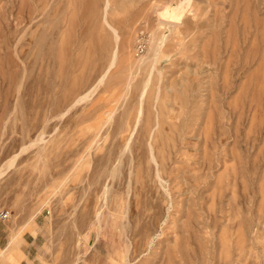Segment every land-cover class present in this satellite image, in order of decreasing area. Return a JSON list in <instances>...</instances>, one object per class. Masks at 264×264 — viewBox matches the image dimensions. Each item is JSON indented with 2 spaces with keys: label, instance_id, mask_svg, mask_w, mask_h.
Instances as JSON below:
<instances>
[{
  "label": "rangeland",
  "instance_id": "374dc122",
  "mask_svg": "<svg viewBox=\"0 0 264 264\" xmlns=\"http://www.w3.org/2000/svg\"><path fill=\"white\" fill-rule=\"evenodd\" d=\"M182 1L0 0V212L36 264H264V0Z\"/></svg>",
  "mask_w": 264,
  "mask_h": 264
},
{
  "label": "crops",
  "instance_id": "0c3cea01",
  "mask_svg": "<svg viewBox=\"0 0 264 264\" xmlns=\"http://www.w3.org/2000/svg\"><path fill=\"white\" fill-rule=\"evenodd\" d=\"M21 227V228H19ZM41 226L37 221L11 229L0 221V264H36L40 249Z\"/></svg>",
  "mask_w": 264,
  "mask_h": 264
},
{
  "label": "bare ground",
  "instance_id": "6f19581e",
  "mask_svg": "<svg viewBox=\"0 0 264 264\" xmlns=\"http://www.w3.org/2000/svg\"><path fill=\"white\" fill-rule=\"evenodd\" d=\"M180 1H181V0H180ZM183 1H184V0H183ZM183 1H182V2H183ZM186 2H187V4H188V0H185V3H186ZM189 3H190V1H189ZM181 4H182V3H181ZM178 5L180 6V4H178ZM178 5H177V9L179 8ZM170 9H171V8H168L167 11L170 12ZM166 13H167V12H166ZM181 16H182V14H181ZM161 38H163V37H161ZM161 38H160L159 42L161 41ZM164 38H165V37H164ZM165 39H166V38H165ZM163 41H164V40H162V42H163ZM156 42L158 43V40H157ZM162 42H161V43H162ZM157 43H156V44H157ZM161 43H160V44H157L158 46L155 48V52H153V54H154L156 57H158L157 54H159V52L161 51V48H162V46L160 47ZM164 43H165V41H164ZM156 44H155V45H156ZM155 45H154V46H155ZM163 45H164V44H163ZM163 47H164V46H163ZM154 55H152V57H153ZM156 57H154L155 60L153 59V61H156ZM115 62H116V59L114 60V63H115ZM153 63H154V62H153ZM156 63H157V62H156ZM151 66L153 67L154 64H153V65L151 64ZM154 67L156 68L157 66H154ZM153 69H154V68H153ZM157 69H158V68H157ZM149 73H150V75H151V72H149ZM105 76H106V75H104V76L101 78V80H100L101 83L104 81ZM149 78L151 79V77H149ZM150 79H149V80H150ZM146 80H148V79H146ZM146 80H145V81H146ZM148 82H149V81L146 82L147 85L145 84V86H144L145 88L143 87V88H142V89H143L142 91H144V89H145V91H146V87H149ZM159 87H160V86H159ZM159 87H158V88H159ZM158 88H157V89H158ZM158 90H159V89H158ZM158 90H157V91H158ZM145 91H144V92H145ZM147 91H148V90H147ZM155 91H156V90H155ZM142 93H143V92H142ZM156 93H157V92H156ZM90 94H91V93H90ZM87 96H89V95H86V96H84V97H87ZM154 96H156V95H154ZM143 97H144V95L142 96V98H143ZM157 97H159V92H158V95L155 97V99H157ZM87 98H88V97H87ZM142 100H143V99H142ZM154 102H155V101H154ZM155 103H156V102H155ZM152 106H153V105H152ZM154 106H157V105H154ZM115 108H116V107H115ZM156 108H158V107H156ZM140 109L142 110L141 106H140ZM155 111H156V110H155ZM141 112H142V114H143V110H142ZM141 112H140V113H141ZM156 112H158V111H156ZM156 112H155L154 114H156ZM113 113H114V111H113ZM138 114H139V113H138ZM138 114H137V117H142V116H138ZM142 114H141V115H142ZM111 115H112V113H111ZM139 115H140V114H139ZM154 116H155V115H154ZM156 117H157V116H156ZM161 117H162V116H161ZM111 118H112V117H111ZM111 118H110V119H111ZM123 119H124V118H123ZM135 120H136L135 122H138V118L135 119ZM156 120H157V119H156ZM159 120H160V119H159ZM125 121H126V120H125ZM140 121H141V120H140ZM155 122L157 123V121H155ZM123 123H124V122H123ZM124 124H125V123H124ZM157 124H158V123H157ZM134 125H137V124H134ZM122 126H123V125H122V123H121V126H120V127H121V128H124V127H122ZM156 127H157V126H156ZM151 129H153V128H151ZM151 129H150V136H151V137H149V138H152V137H153V136L151 135V134H152V130H151ZM132 130H133V129H132ZM120 131L122 132V129H121ZM133 131H134V130H133ZM137 131H138V130H137ZM121 132H120V133H121ZM129 136H131V134H129ZM131 139H132V137H131ZM128 140H129V138H128ZM148 140H149V139H148ZM126 142H127L128 145H130V143H129L130 141H129V142L126 141ZM150 142H151V141H150ZM150 142H149V143H150ZM149 143H148V144H149ZM128 145H127V147H125V149H126V148H129V147L131 146V145H130V146L128 147ZM152 145H153V144L149 145V147H151V148H150V149H151L150 151H151V154H152V157H153V158H151V159H155V160H157V157H156V155H155V153H154V152H155V151H154L155 148H153ZM125 146H126V144H125ZM123 148H124V147H123ZM123 150H124V149H123ZM148 150H149V149H148ZM125 151H126V150H125ZM150 151H149V152H150ZM153 151H154V152H153ZM151 154H150V156H151ZM163 154H164V152H163ZM149 158H150V157H149ZM131 160H132V159H131ZM158 161H159V160H158ZM131 162H132V161H131ZM135 162H136V161H135ZM10 163H12V162H10ZM10 163H9V164H10ZM149 163L151 164V162H148V165H150ZM9 164H8V165H9ZM12 164H13V163H12ZM134 164H135V163H134ZM131 165L133 166V164H131ZM131 165H130V166H131ZM155 165H156V164H155ZM157 165H160V166H161V164H158V163H157ZM157 165H156V166H157ZM116 166H117V165H116ZM116 166H114V167H116ZM156 166H155V167H156ZM155 167H154V168H155ZM116 168H117V167H116ZM116 168H114V169L112 170V172H113ZM118 168H119V167H118ZM118 168H117V170H118ZM149 168H150V167H149ZM152 168H153V167H152ZM157 168H158V166L155 168V169H156V172H158V171H157ZM160 169H161V168H160ZM160 169H159V170H160ZM115 171H116V170H115ZM115 171H114V173H115ZM118 171H119V170H118ZM118 171H117L116 173H118ZM119 172H120V171H119ZM130 172H131V170H130ZM130 172H129V175H130ZM114 173H112V176L114 175ZM120 173H121V172H120ZM133 173H134V172H133ZM153 173L155 174V171H154ZM131 174H132V172H131ZM156 174H157V173H156ZM162 175H163V174H162ZM119 176H120V175H119ZM157 176H158V175H157ZM160 176H161V175H159V177H160ZM106 177H107V176H106ZM109 177H110V175H109ZM159 177H158V179H159ZM112 178L115 179L114 177H111V179H112ZM160 178H161V177H160ZM161 179H162V178H161ZM163 179H164V178H163ZM105 180H106V179H105ZM127 180H128V183H127L128 185H130L131 182H134V181H130L131 179H130V180L127 179ZM127 180H126V181H127ZM132 180H133V178H132ZM165 180H166V179H165ZM107 181H108V180H107ZM110 181H111V180H110ZM113 181H114V180H113ZM129 181H130V184H129ZM159 181L162 182L161 184H163V181H164V180H163V181L159 180ZM159 181H158V182H159ZM164 182H165V181H164ZM113 183H114V182H113ZM104 184H105V183H104ZM110 184H112V183L110 182ZM166 184H167V183H166ZM106 185H107V184H106ZM128 185H127L126 187H128ZM110 186H112V185H109V187H110ZM164 186H165V184H164ZM164 186H163V187H164ZM163 187H162V188H163ZM105 188H106V187H105ZM107 188H108V187H107ZM107 188H106V190H107ZM112 188H114V187H112ZM112 188H111V189H112ZM167 188H168V187H167ZM167 188H165V189H167ZM114 189H115V188H114ZM125 190H126V188H125ZM127 190H130V189L127 188ZM102 191H103V190H102ZM109 191H111V190H109ZM112 191H113V190H112ZM104 192H105V191H104ZM107 192H108V190H107ZM131 192H132V191H131ZM131 192H128V193H131ZM114 193H115V192H114ZM166 193H167V190H166ZM125 194H127V193H125ZM171 194H172V193H171ZM174 194H175V193H174ZM103 195H104V193H103ZM109 195H110V194H109ZM123 195H124V194H123ZM123 195H122V196H123ZM128 195H129V194H128ZM130 195H131V194H130ZM105 196H107V195H105ZM167 196H168V195H167ZM169 196H170V195H169ZM100 197H101V195H100ZM103 197H104V196H103ZM125 197H127V196L125 195ZM171 197H172V196H171ZM174 197H177V196H174ZM106 198H107V200H108L110 197H106ZM168 198H169V197H168ZM100 199H101V198H100ZM128 199H129V198H128ZM170 199H171V198H170ZM170 199H169V200H170ZM103 200H104V198H103ZM167 200H168V199H167ZM110 201H111V200H110ZM127 201H128V200H127ZM127 201H126V202H127ZM102 202H103V201H102ZM106 202L108 203L109 201H106ZM168 202H169V201H168ZM107 203H106V204H107ZM127 203H128V202H127ZM171 203H172V202H171ZM171 203H170V204H171ZM100 204H101V203H100ZM100 204H98V205H100ZM102 204H103V203H102ZM102 204H101V205H102ZM170 204L167 203V205H170ZM103 205H104V204H103ZM111 206H112V204H111ZM127 206H128V204H127ZM164 206H165V205H164ZM100 207H101V206H100ZM100 207H99V208H100ZM105 207H107V205H106ZM167 207H168V206H167ZM169 207H170V206H169ZM107 208H109V207H107ZM125 208H126V206H125ZM100 209H101V208H100ZM111 209H112V208H111ZM165 209H166V208H165ZM165 209H164V210H165ZM167 209H169V208H167ZM127 210H128V209H127ZM127 210H126V211H127ZM97 211H98V209H97ZM99 211H100V210H99ZM124 211H125V210H124ZM126 211H125L124 213L127 214L128 212H126ZM110 212H111V211H110ZM162 212H163V211H162ZM162 212H161V213H162ZM165 212H166V211H165ZM104 213H105V212H104ZM94 214H95V213H94ZM164 214H165V213H164ZM123 215H124V214H123ZM159 216H161V215H159ZM96 217H97V215H96ZM101 217H102V216H101ZM161 218H162V217H161ZM171 218H172V217H171ZM171 218H168V219H171ZM179 218H180V217H179ZM159 219H160V218H159ZM168 219H167V220H168ZM97 220L100 221V219H97ZM108 221H109V219H108ZM156 221H157V219H156ZM159 221H160V220H159ZM162 221H163V220H162ZM162 221H161V222H162ZM164 222H165V220H164ZM109 225H110V223H109ZM159 225H160V224H159ZM159 225H158V226H159ZM91 226H92V224H91ZM106 227H107V225H106ZM104 228H105V227H104ZM150 235H151V234H150ZM96 236H97V235H96ZM152 238H153V237H152ZM152 238H151V240H153ZM149 242H150V241H149ZM152 243H153V241H152ZM137 246H138V245H137ZM149 246H150V243H149ZM129 247H130V246H129ZM130 248H131V247H130ZM146 250H147V248H146ZM130 251H131V250H130ZM140 253H141V252H140ZM140 253H139V254H140ZM137 256H138V254H137ZM125 258H126V257H125ZM124 264H132V263H130V260H129L128 257H127V259H126V261L124 262Z\"/></svg>",
  "mask_w": 264,
  "mask_h": 264
},
{
  "label": "built area",
  "instance_id": "2783aa9c",
  "mask_svg": "<svg viewBox=\"0 0 264 264\" xmlns=\"http://www.w3.org/2000/svg\"><path fill=\"white\" fill-rule=\"evenodd\" d=\"M10 216H11V211L8 209H4L0 212V220L5 221V220L9 219Z\"/></svg>",
  "mask_w": 264,
  "mask_h": 264
}]
</instances>
